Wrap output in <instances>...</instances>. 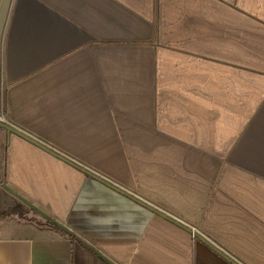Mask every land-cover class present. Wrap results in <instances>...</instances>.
I'll use <instances>...</instances> for the list:
<instances>
[{"label": "crops", "instance_id": "obj_1", "mask_svg": "<svg viewBox=\"0 0 264 264\" xmlns=\"http://www.w3.org/2000/svg\"><path fill=\"white\" fill-rule=\"evenodd\" d=\"M1 88L8 122L264 264V0H11ZM227 256L0 127V264Z\"/></svg>", "mask_w": 264, "mask_h": 264}, {"label": "water", "instance_id": "obj_2", "mask_svg": "<svg viewBox=\"0 0 264 264\" xmlns=\"http://www.w3.org/2000/svg\"><path fill=\"white\" fill-rule=\"evenodd\" d=\"M10 3L11 0H1V4H0V113H1V109H2V88H1V40H2V34H3V30H4V26L7 20V15L9 12V8H10ZM0 127L5 128L8 133H15L25 139H27L28 141L32 142L33 144L41 147L42 149L48 151L49 153L61 158L62 160H64L65 162L69 163L70 165L74 166L75 168L81 170L82 172H84L85 174L95 178L96 180L102 182L103 184L119 191L120 193L132 198L133 200L143 204L144 206L148 207L149 209L153 210L154 212H156L157 214L169 219L170 221L188 229L191 233L194 234V236H196L197 238H199L200 240H202L203 242H205L207 245H209L211 248L215 249L217 252L221 253L224 256H227L220 248H218V246H216L214 243H212L209 239H207L204 235H202L200 232H198L197 230H195L193 227L188 226L187 224H185L184 222L178 220L177 218H175L174 216L170 215L169 213L148 204L147 202H145L144 200H142L140 197H138L137 195L133 194L132 192L127 191L126 189L122 188L121 186L111 182L110 180H108L107 178L103 177L102 175L98 174L97 172H95L94 170L90 169L89 167L83 165L82 163L68 157L67 155L53 149L51 146H49L48 144H46L45 142H43L42 140H40L39 138H36L35 136L27 133L26 131L22 130L21 128L13 125L12 123L8 122V121H4L0 119ZM8 189L13 192L14 194H16L17 196H19L22 200H24L26 203H28L30 206H32L35 210H37L42 216H44L45 218L49 219L50 221H52L53 223H55L56 225L61 226V224L52 216H50L48 213H46L45 211H43L42 209H40L39 207H37L35 204L31 203L30 201H28L26 198L20 196L17 192H15L12 188L8 187ZM228 259H230V261L234 264H238L236 263L232 258H230L229 256H227Z\"/></svg>", "mask_w": 264, "mask_h": 264}, {"label": "built area", "instance_id": "obj_3", "mask_svg": "<svg viewBox=\"0 0 264 264\" xmlns=\"http://www.w3.org/2000/svg\"><path fill=\"white\" fill-rule=\"evenodd\" d=\"M0 119L1 120H4V121H7L6 118H5V116H4V114H2V112L0 113Z\"/></svg>", "mask_w": 264, "mask_h": 264}]
</instances>
